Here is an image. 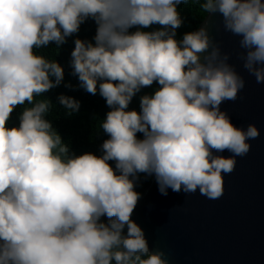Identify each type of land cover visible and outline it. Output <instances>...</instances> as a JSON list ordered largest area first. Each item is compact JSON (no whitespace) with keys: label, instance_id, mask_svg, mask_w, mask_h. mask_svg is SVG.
Wrapping results in <instances>:
<instances>
[{"label":"clouds","instance_id":"1","mask_svg":"<svg viewBox=\"0 0 264 264\" xmlns=\"http://www.w3.org/2000/svg\"><path fill=\"white\" fill-rule=\"evenodd\" d=\"M189 3L202 24L177 38ZM210 16L239 38L242 68L264 84V0H0V264H170L132 218L141 174L162 195L216 200L260 136L221 108L246 80L210 34ZM89 20L95 35L77 37L70 54L78 85L64 87L98 94L109 110L100 154H77L48 119L45 94L64 67L37 50L62 46ZM55 103L66 116L81 109L64 93Z\"/></svg>","mask_w":264,"mask_h":264},{"label":"water","instance_id":"2","mask_svg":"<svg viewBox=\"0 0 264 264\" xmlns=\"http://www.w3.org/2000/svg\"><path fill=\"white\" fill-rule=\"evenodd\" d=\"M208 28L246 80L237 99L221 108L238 127L254 123L260 136L249 141L248 154L237 157L235 170L224 176L219 199L171 189L162 195L151 177L135 208V222L151 250H163L170 264H264V84L242 68L239 38L224 31L219 16L208 18Z\"/></svg>","mask_w":264,"mask_h":264},{"label":"trees","instance_id":"3","mask_svg":"<svg viewBox=\"0 0 264 264\" xmlns=\"http://www.w3.org/2000/svg\"><path fill=\"white\" fill-rule=\"evenodd\" d=\"M179 11L184 19V23L177 32V38L182 37L185 32L193 31L202 21V10L197 4L180 5ZM96 26L93 21L89 20L81 25L79 33L73 37H69L67 42L60 47L54 43L46 48L38 49L39 54L45 55L48 59L57 60L65 70L64 82L55 89H52L45 95L51 97L54 101V107L51 114L48 115L53 125L62 134L66 143H69L72 149L77 153L94 152L100 154V145L106 138L105 134L100 129L101 122L109 110L102 97L98 94L93 96L85 92L83 89L69 90L64 87V83H71L74 86L78 85V79L71 75L69 66L70 54L74 48V40L78 37L84 40H92L95 35ZM158 85H153L151 88L143 89L141 93L134 97L129 108L139 110L140 95L145 93L151 94ZM59 93L73 96L81 101V109L78 113H73L71 116L65 115V110L55 103L56 96ZM45 97H38L43 99ZM22 111V106L17 107L12 113L9 121V126L19 123V114ZM139 135V134H138ZM112 163V162H110ZM114 166V163H113ZM151 177H145L141 174L140 183L136 187V191L142 194L144 188L149 184ZM135 221V210L132 216Z\"/></svg>","mask_w":264,"mask_h":264}]
</instances>
